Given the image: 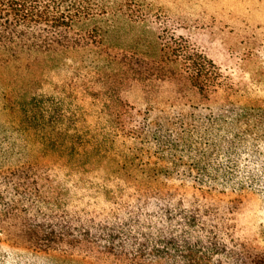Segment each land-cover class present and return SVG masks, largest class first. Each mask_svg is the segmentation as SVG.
<instances>
[{"label": "trees", "instance_id": "trees-1", "mask_svg": "<svg viewBox=\"0 0 264 264\" xmlns=\"http://www.w3.org/2000/svg\"><path fill=\"white\" fill-rule=\"evenodd\" d=\"M151 14L147 0H0V186L15 197L9 203L0 192V240L7 237L51 264H264V255L236 242L219 227L223 218L196 195L189 204L177 200L178 190L158 185L165 173L169 178L178 175L182 184L189 182L204 199L216 192L235 194L247 181L264 187V163L240 170L233 141L223 142L217 135L216 143L183 171L136 165L139 156L104 166L97 148L86 147L69 131L68 137L58 132L55 99L34 92L48 72L79 56L82 67L97 77L104 70H120L142 80L183 78L202 96L217 91L222 86L219 67L183 37L160 31L151 59L131 54V45L109 43L119 20L144 23ZM101 80L111 93L119 85L113 76ZM104 110L117 119L124 135L147 140L153 135L160 146L167 143L168 132L135 119L134 108L106 105ZM18 141L23 148L18 149ZM217 151L227 163L213 164ZM51 159L68 166V185L73 184L68 195L88 186L114 214L68 213V231L31 219V211L38 207L42 214L47 203L43 183L49 177L38 168ZM95 172L102 177L98 174L99 180L88 185L84 176ZM108 181L116 182L115 192L108 190Z\"/></svg>", "mask_w": 264, "mask_h": 264}, {"label": "rangeland", "instance_id": "rangeland-1", "mask_svg": "<svg viewBox=\"0 0 264 264\" xmlns=\"http://www.w3.org/2000/svg\"><path fill=\"white\" fill-rule=\"evenodd\" d=\"M147 1L151 6L150 18L144 23L119 20L110 33L109 43L131 45V54L151 59L158 50L155 44L160 31L183 37L219 67L222 86L202 96L183 78L160 76L142 80L120 70H104L97 77L82 67L83 57H73L65 66L48 72L42 85L34 90L40 96L55 99L58 105L55 114L60 120L58 132L68 137L69 131L80 137L86 147L97 148L105 157L104 166H112L115 161H135L139 156L136 165L150 164L151 169L163 172L183 171L184 165L196 160L200 151L216 143L218 135L223 142L233 141L238 149L235 160L240 170L260 168L264 163V0ZM85 64L89 65V61ZM158 73L165 74L161 70ZM109 76L118 80L114 93L101 80ZM106 105L134 108L135 119H146L154 130L161 126L163 133L168 132L163 134L167 143L160 146L153 135L150 140L124 135L117 128V119L104 110ZM17 145L18 149L23 148L22 141ZM216 154L213 164L227 163L222 152ZM38 169L49 177V182L43 183L47 203L42 204V214L35 207L29 215L36 223L68 231V213L90 210L111 214L106 200L98 198L88 186L77 192L72 190L68 195V187L73 185H68V166L51 159L41 162ZM98 174L101 176L96 172L85 175L84 181L89 185L90 181L99 180ZM106 183L108 190L116 191V182ZM158 185L166 190H178L177 200L184 199L189 204L196 200L193 198L196 195L209 211L223 218L218 222L219 227L253 253L264 255V187L261 185L247 181L244 190L235 194L231 190L227 194L216 192L206 199L195 193L189 182L182 184L178 175L169 178L163 173ZM0 192L5 194L6 202L15 199L10 189L0 186ZM0 264L51 262L3 237Z\"/></svg>", "mask_w": 264, "mask_h": 264}]
</instances>
